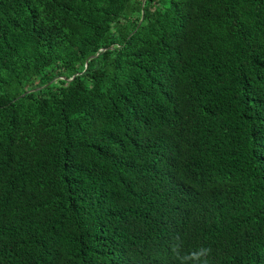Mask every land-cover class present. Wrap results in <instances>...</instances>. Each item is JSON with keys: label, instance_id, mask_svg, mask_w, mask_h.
Segmentation results:
<instances>
[{"label": "trees", "instance_id": "16d2710c", "mask_svg": "<svg viewBox=\"0 0 264 264\" xmlns=\"http://www.w3.org/2000/svg\"><path fill=\"white\" fill-rule=\"evenodd\" d=\"M143 2L0 0V264H264V0Z\"/></svg>", "mask_w": 264, "mask_h": 264}, {"label": "clouds", "instance_id": "9594fccd", "mask_svg": "<svg viewBox=\"0 0 264 264\" xmlns=\"http://www.w3.org/2000/svg\"><path fill=\"white\" fill-rule=\"evenodd\" d=\"M180 244L171 247L172 253L179 259L180 264H208L207 257L211 254L210 248L201 247L189 254L181 255Z\"/></svg>", "mask_w": 264, "mask_h": 264}, {"label": "water", "instance_id": "95a60500", "mask_svg": "<svg viewBox=\"0 0 264 264\" xmlns=\"http://www.w3.org/2000/svg\"><path fill=\"white\" fill-rule=\"evenodd\" d=\"M144 2H145V0H144ZM144 2H143V4H144ZM105 50H106V49H103V50H101V51H105ZM94 57H96V56H92V57H90L89 60L93 59ZM89 60L87 61L86 66L88 65ZM77 75H78V74H77ZM77 75H76V76H77ZM76 76H74L72 79H70V81L74 80V78H75ZM38 90H39V89H38Z\"/></svg>", "mask_w": 264, "mask_h": 264}]
</instances>
